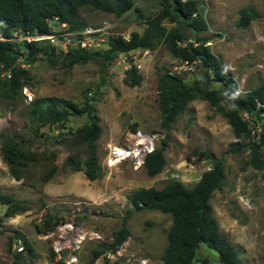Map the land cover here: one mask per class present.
Returning <instances> with one entry per match:
<instances>
[{
    "label": "rangeland",
    "instance_id": "obj_1",
    "mask_svg": "<svg viewBox=\"0 0 264 264\" xmlns=\"http://www.w3.org/2000/svg\"><path fill=\"white\" fill-rule=\"evenodd\" d=\"M129 1L132 6L120 16L89 6L78 8L76 31L95 29L97 32L92 36L102 39L132 31L141 33L146 21L159 12L163 3V0ZM194 2L206 28L194 31L184 27L183 35L195 41L205 40L209 51L230 70L237 95L243 96L263 84L264 0ZM246 6L254 8L258 16L239 27L238 10ZM161 25L169 28L171 23L163 20ZM49 27L52 32L62 28L57 22L49 23ZM12 35L21 48L23 34L14 31ZM34 43L48 44L44 40ZM105 48L106 43L100 49ZM148 50L149 58L139 72L141 82L132 87L123 83L124 72L112 64L85 62L68 67L50 65L43 60L30 64L16 61L28 74L22 79L20 90L11 96L0 91V130L16 135L24 148L51 153L57 168L47 182L34 189L9 177L0 160V191L20 200L25 207L6 216L5 207L0 205V264L11 260L15 246L8 251L7 242L16 230L32 244L36 255L32 258L24 253L21 261L55 264L60 260L66 264L64 259L69 251L65 249L56 256L51 238L35 231L34 224L40 223L44 216L56 221L54 228L71 224L88 234L99 235V238L87 235L81 241L74 251L76 262L73 264H162L160 255L166 244L169 213L148 209L133 211L125 221L126 239L112 254L105 248L130 208L127 195L141 187L159 189L168 180H178L189 188L210 167L213 159H221L224 166V180L209 199L218 229L235 247L239 264H264V145L260 149L262 167L254 169L249 164L248 138H235L226 119L199 97L187 103L167 131L162 129L156 103V78L161 72L169 71L174 60L161 39ZM200 68L199 64L194 72L185 74L184 84L197 83L207 89H217L215 82L204 83ZM23 90L29 93L30 100L25 98ZM45 96L70 100L78 107L90 104L101 126L100 136L95 141L99 176L94 180L86 179L82 171H74L65 163L67 156L79 161L86 157L85 143L74 135V130L88 121L86 114L69 116L64 123L41 126L37 132L26 116V104L34 97ZM132 130L158 133L156 145L168 134L163 150L164 164L156 175H146L143 165L138 166L132 157L113 166L106 164L107 144L123 143ZM234 141L242 145L239 150L229 147ZM94 251L100 254L95 257ZM197 257H205L208 264H219L216 253L203 244L198 247Z\"/></svg>",
    "mask_w": 264,
    "mask_h": 264
},
{
    "label": "trees",
    "instance_id": "obj_2",
    "mask_svg": "<svg viewBox=\"0 0 264 264\" xmlns=\"http://www.w3.org/2000/svg\"><path fill=\"white\" fill-rule=\"evenodd\" d=\"M82 6L122 15L132 6L129 0H0V91L11 96L19 91L21 81L28 74L27 69L16 64H25L43 60L50 65L72 66L74 64L94 62L106 66L119 52L133 49H150L161 39L167 53L179 60L198 59L204 83L215 82L217 89H207L198 85H185L183 77L163 71L157 75L156 103L160 114V127L168 130L171 123L181 114L187 103L195 98L206 100L210 107L221 114L229 124L235 138H248L249 164L254 169L262 167L260 149L264 145V126L259 133L258 141H252L246 122L241 118V112L247 111L258 117L261 108L257 103H264V83L248 90L243 96L236 93V82L230 70L213 55L205 40H197L192 46H177L175 40L186 39L183 28L194 31L204 30L205 22L199 15L194 0H163L159 12L145 23L141 33L132 31L128 40L120 35H108L106 48L100 50L78 49L67 52H56L49 45H37L34 42L21 41V48L13 40L14 31L22 34H47L50 32L49 21L56 19L66 23L69 30L79 28L76 12ZM237 26H246L249 21L258 16L257 11L250 7L238 10ZM163 20L171 23L169 28L161 25ZM141 75L130 67L124 72L122 79L127 86H137ZM25 114L29 121L38 128L44 125L64 123L69 116L86 114L88 121L74 130V135L86 145V157L79 161L74 156H67L65 163L74 171H82L85 178L94 180L99 176L95 141L101 133V126L92 114L90 104L78 107L70 100L55 96L34 97L25 106ZM168 134L161 139L154 149L147 153L142 165L148 176L160 172L164 164L163 150ZM239 150L242 146L237 141L229 147ZM51 153H36L24 148L16 135L7 130H0V160L5 165L9 177L21 180L31 188L39 189L54 174L57 164L52 160ZM37 166L40 168L38 169ZM224 180V166L221 159H213L210 167L203 171L198 180L189 188L178 180H168L161 188L141 187L127 195L130 208L121 218L119 228L112 233L111 241L105 248L114 250L128 236L126 218L133 212L142 209L158 210L169 213L170 225L166 232V244L160 255L162 264H208L205 257L198 258L197 250L200 244L216 253L219 264H239L238 253L226 236L218 229L212 214L209 199L212 192L220 187ZM20 200L0 191V205H3L4 215L11 216L25 210ZM56 221L44 216L40 223L34 224L37 233H46L54 228ZM19 240L23 250L13 251L8 264H29L20 260L26 253L34 258L32 244L19 231L8 237L7 249ZM99 251H94L97 257ZM55 264H63L55 261Z\"/></svg>",
    "mask_w": 264,
    "mask_h": 264
},
{
    "label": "built area",
    "instance_id": "obj_3",
    "mask_svg": "<svg viewBox=\"0 0 264 264\" xmlns=\"http://www.w3.org/2000/svg\"><path fill=\"white\" fill-rule=\"evenodd\" d=\"M185 1V0H181ZM57 22L62 28L60 31L52 32L47 34H23L20 40H25L26 42H34L44 40L51 45L56 52H67L78 49L86 50H100L102 45L106 43V37L101 38L100 36L94 37L92 34L97 32L95 29H81L79 31L69 30L67 24L62 22L59 23L56 19H52L49 23ZM66 25V27H64ZM67 28L68 31L65 29ZM120 35L123 40H128V34H116ZM105 39V40H104ZM175 44L180 47H184L186 44L196 45L197 42L191 38L175 40ZM148 49H133L126 52L117 53L111 60L110 64L115 67H119L123 72L128 70L130 67L135 68L136 72L139 73L143 69V65L149 58ZM174 64L169 70L170 73L183 77L185 74L194 72L196 66L199 65L198 59L193 60H179L173 58ZM140 74V73H139ZM141 75V74H140ZM23 94L27 100L31 99L29 93L23 90ZM257 107L261 108V112L258 117L248 113L247 111L241 112V118L246 122L247 129L249 130V136L252 141H258L259 133L264 126V103H257ZM158 133H145L140 130H132L127 133L124 137L123 143H108L107 153H106V164L108 166H113L127 157H132L135 163L140 166L142 165L144 156L151 152L156 146V142L159 138ZM91 238H99L97 233L88 234L86 230L74 226L71 224H62L53 228L45 233V237H50L52 242V251L56 256H60L63 250H68L66 253V259H64L66 264H73L76 262V256L74 251L78 248L81 241H83L86 236ZM19 240L15 241V250L22 251V245H18ZM17 246V247H16ZM111 254L114 250H109ZM117 252V250L115 251ZM110 256V253H107Z\"/></svg>",
    "mask_w": 264,
    "mask_h": 264
}]
</instances>
